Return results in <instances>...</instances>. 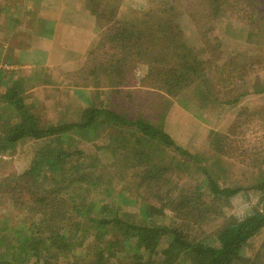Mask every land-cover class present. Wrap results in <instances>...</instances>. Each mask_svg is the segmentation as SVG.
<instances>
[{
  "label": "trees",
  "instance_id": "trees-1",
  "mask_svg": "<svg viewBox=\"0 0 264 264\" xmlns=\"http://www.w3.org/2000/svg\"><path fill=\"white\" fill-rule=\"evenodd\" d=\"M121 7L133 15L122 17ZM86 8L102 30L85 64L67 76L75 86L92 85L121 95L122 87L127 92L135 89L138 78L174 98L197 86L217 108H235L242 97L264 92V78L253 75L260 62L253 58L242 62L238 54L223 59L221 38L213 35V24L229 18L247 23L246 38L251 41L264 38V0H148L147 7L126 5L123 0H87ZM109 43L112 52L103 50ZM141 65L147 71L139 78ZM230 68L237 73L226 74ZM240 76L248 80L237 90ZM17 83L2 97L7 103L5 115H0V153H15L27 139L36 145L27 169L0 177V192L11 200L12 211L21 214L13 227L0 220V264H112L113 260L121 264H264V240L253 256L244 253L264 229V143L259 150L240 153L243 162L251 159L255 171L251 181L220 183L229 173L222 162L232 158L229 137L241 129L245 114L259 116L262 124L264 106L254 111L242 108L230 132H209L208 147L217 157L211 161L190 152L141 112L132 115L126 103L114 107L92 102L78 121L44 123L24 103L25 94ZM86 131L92 137L83 136ZM73 134L79 135L77 143L106 138L105 147L115 157L113 164L121 167L117 173L137 170L136 191L154 193L157 202L138 203L137 213L112 202L113 165L100 166L97 154L73 147L67 142ZM140 144L163 145L164 151L175 154L178 169L197 163L202 176L199 186L191 191L176 189L171 163L164 165L160 154ZM123 187L132 189L129 184ZM97 190L104 197H92ZM250 190L257 203L243 217L225 216L214 231V241L191 232L190 222L202 225L219 218L224 205ZM85 243L80 258L69 259Z\"/></svg>",
  "mask_w": 264,
  "mask_h": 264
},
{
  "label": "rangeland",
  "instance_id": "rangeland-1",
  "mask_svg": "<svg viewBox=\"0 0 264 264\" xmlns=\"http://www.w3.org/2000/svg\"><path fill=\"white\" fill-rule=\"evenodd\" d=\"M35 1L36 0H0V115L2 117L5 115L7 103L2 99L3 94L14 82H18V86L22 88V94H25L24 103L32 108L44 123L78 121L81 118L82 110L92 102L110 104L114 107L118 102L122 106L126 103L132 115L141 112L146 119L155 121V124H161L165 131L168 133L170 132L174 137L183 142L184 147L190 152H199L205 158L210 157L211 161H214L217 157H215V153H213L212 149H209L207 143L209 132L213 130L222 134L230 132L228 129L236 120L237 114L242 108L254 111L259 110L264 106V92L260 94H249L242 97L235 108H229L228 106L217 108V106L202 96L200 89L197 86H193L186 90L185 93L174 98L156 92L153 88L149 87L146 81H141L138 78L136 79V83H133L135 89L127 92L128 88L122 87L123 92L121 95L118 92L113 93L107 89L102 90V88L98 89L92 87V85L75 86L70 82L71 79L69 81L67 76L85 64L89 50L94 44L85 45L88 48L86 53L87 58L83 64H79L80 66L75 62L72 63V59L65 61V63L68 62L67 64L69 68H66V65H63L61 61H54L55 64H51V62H53L51 56L50 64L48 63V66L45 69L40 68L39 66L40 61H42L40 55H32V61H29L30 59L27 58V54L25 55L26 48L30 46L31 43L33 47H39V45L41 46L44 42L41 38L32 35V31L36 30L35 25L30 21L33 17L32 13L36 11ZM101 1L104 3L105 0ZM147 1L148 0H123V3L126 5L143 3L144 5L146 4L147 7ZM18 5H20L22 9L21 21L14 19L16 13L15 10L17 11ZM84 5H87V0L84 1ZM123 8L124 7H121V10L119 11V14L122 17H131L133 15V13H130ZM37 15L39 16V14ZM3 17H5V20ZM2 18L5 23L2 22ZM213 27H215L213 35L216 33L221 38V49H223L222 58L225 59L230 55L238 54L242 57V62L249 58L258 60L260 63L255 65L256 72H254L253 75L256 73L258 76L261 75V77L264 78V38L257 37L258 42L246 38L247 23L245 21H236L235 19L226 18L222 20V22H215ZM38 28L40 31L45 30L41 25ZM101 30L102 28H99L97 25V29H86L85 34H87L88 37L96 35L95 40L97 41L100 38ZM93 31L95 33H93ZM72 33L74 35H80L82 34V31L80 28H74ZM9 36H11L12 39L11 43L9 41L8 47H10L11 50L17 51V54L14 57L15 59L8 54V58L4 57V53L8 52V50L3 51L2 46L9 39ZM259 40L261 43H259ZM62 41L70 46L68 49L69 55H74L75 52L72 50L73 46H71L69 42L70 39L68 37H63ZM44 44L46 45V42H44ZM81 45H83V43ZM103 50L108 52L113 51L110 43L106 44ZM99 53L102 55L100 51ZM92 56L94 55L92 54ZM7 59H12L13 62H5ZM146 71L147 68L144 65H141L137 70V76L139 78L143 77ZM227 72H233L236 74L237 70L230 68L225 71L226 74ZM240 77L241 78L236 79L237 90L244 88L245 80H248L247 77ZM254 81L256 80L253 79V82ZM126 95H135V98L131 99L128 96L125 98ZM241 123L242 130L238 129L235 136L233 135L229 137L230 141L228 144L229 147H232L230 150L232 158L222 162L225 168L229 169L227 178L220 182L222 185L237 182L244 184L245 181H251L255 177V171L251 169L249 163V161H251L250 157L243 162V157L240 153L242 150L245 152V149L253 151L262 148L261 143H264V136L262 137L264 134V122L261 124L259 116L251 117V115L245 114L242 116ZM83 136L88 138L92 137L90 131H86ZM78 137L79 135L73 134L72 139H68L67 142L71 141L70 143L73 147L79 149L82 148L88 154H97L99 156L100 166L104 164L108 166L113 165L111 173L115 176H113L114 192L113 196L110 197L112 202L121 205L123 210L131 213L138 212V203L140 202H157V197L154 193L143 190L142 193L136 191L137 170H133V172L127 175L117 173L121 170V167L120 164H113L115 157L112 155L111 151L105 147L108 143L106 138L98 139L95 143H92L88 139H83V141L77 143L76 139H78ZM35 145V142L27 139L21 141L17 145L15 153H0V177L14 171L22 173L27 169L31 162L32 150ZM151 145L153 144H148L146 146L140 144L139 147L142 148L145 146V150L148 151L153 148L155 153L161 155L158 156V158L162 160L161 162L164 165H167L169 162L171 163L173 172H171L170 177L172 180L174 178L175 183L173 182V185L176 189L191 191L194 187L199 186L198 181L202 176L197 169V163L193 165H182L181 168L178 169V166L175 163V154L164 151L165 147L163 145L160 146L155 144L149 148ZM247 156H249V152ZM205 163L208 165L210 162ZM123 165H125V163H122V167ZM156 180L153 181V183H155ZM128 184L132 189L129 190L128 188L123 187V185L127 186ZM254 195L255 194L252 190L243 194H237L232 198L229 205L226 207L225 205L223 206V209H221L223 215H219V218L213 219L202 225L190 222L191 232L196 237H205L206 239H209V241H214V231L217 230L218 225L223 221V218L225 216L243 217V215L249 213L257 203ZM91 196L102 198L104 197V194L97 190L93 191ZM11 203V200L9 198L7 199L5 193L0 192V220L4 222L6 221L8 226L13 227L16 226V223L21 219V214H18L15 209L12 211L10 208ZM169 215L171 214L169 213L168 217L164 219L167 223L171 220V218L169 219ZM8 231L10 234H13L14 232L11 228ZM263 240L264 229L248 244V246H246V248H244V253L247 256H253ZM86 245L87 244L85 243L84 247L81 249L78 248L77 255L69 259L80 258L79 255L83 254ZM125 253L126 251H123L121 255H124ZM86 258L90 259L92 257L89 256V258ZM63 263L64 262L61 264ZM112 264H121V260H113Z\"/></svg>",
  "mask_w": 264,
  "mask_h": 264
},
{
  "label": "crops",
  "instance_id": "crops-1",
  "mask_svg": "<svg viewBox=\"0 0 264 264\" xmlns=\"http://www.w3.org/2000/svg\"><path fill=\"white\" fill-rule=\"evenodd\" d=\"M84 1L85 0L35 1L36 11L32 13L33 17L32 19H30V21L35 25L36 30L32 31V35H34V37L41 38L44 42H46V45L43 42L41 46L39 45V47H33L31 43V45L28 46L25 51V55L27 54V58L30 59L29 61H32V55H40L42 57V61H40L39 66L40 68L44 69L48 66V63L50 64V56L53 58V62H51V64H55L54 61H61L63 65H66V68H69V66L67 64L68 62L65 63V61H68L70 59L73 60L72 63L75 62L77 63V65H81L84 63L87 58L86 53L88 51V48L85 45L94 44L96 41V35H91V37H88V35L85 34V31L86 29L91 28L97 29L96 20L94 19V16L87 10L86 6L84 5ZM15 12L16 13L14 19L21 21L22 9L20 5H18L17 11L15 10ZM37 14H39V16ZM3 18L5 20V17ZM3 18L2 22L5 23ZM40 25L43 26V28L45 29L44 31L39 30L38 27H40ZM74 28H80L82 34L74 35L72 33ZM93 33L95 32L93 31ZM63 37H68L70 39L69 42L71 46H73L72 50L75 52L74 55H69L68 49L70 48V46L62 41ZM11 39L12 37L9 36V39L2 46L3 51L8 50V52L4 53L5 58H8V55L14 58L17 54V51L11 50L10 47H8L9 41L11 43ZM82 43L83 45H81ZM5 62L11 63L13 61L12 59H7ZM169 134L177 142L183 143L176 137H174L170 132Z\"/></svg>",
  "mask_w": 264,
  "mask_h": 264
}]
</instances>
